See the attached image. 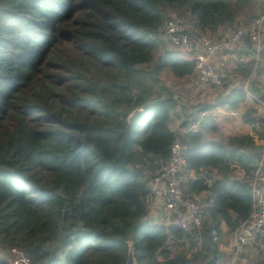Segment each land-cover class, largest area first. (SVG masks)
<instances>
[{"label":"trees","instance_id":"obj_1","mask_svg":"<svg viewBox=\"0 0 264 264\" xmlns=\"http://www.w3.org/2000/svg\"><path fill=\"white\" fill-rule=\"evenodd\" d=\"M172 14L195 39H219L239 16L264 14V0H0V249L15 246L30 264H204L220 225L232 232L248 219L254 137L264 141L258 106L241 115L251 135H178L196 177L179 186L209 200L200 228L147 221L148 182L175 137L169 124L182 117L187 128L195 117L160 78L194 76L193 62L161 39ZM248 92L264 102L252 83ZM244 98L238 87L197 113L236 110Z\"/></svg>","mask_w":264,"mask_h":264},{"label":"built area","instance_id":"obj_2","mask_svg":"<svg viewBox=\"0 0 264 264\" xmlns=\"http://www.w3.org/2000/svg\"><path fill=\"white\" fill-rule=\"evenodd\" d=\"M263 30L264 14L249 20L219 39H210L206 36L195 39L190 35V27L185 19L172 14L162 24L161 39L193 62L195 79L190 87L194 92H198L205 87L220 88L222 86L221 77L215 72L211 62L215 57L223 55L236 58L237 52L244 48V39L248 40L253 56L258 57L261 51ZM246 84L247 82L243 86L244 94L254 105L264 109V102L253 97L245 88ZM205 114V111L200 112V116H205ZM229 115L235 116L237 113L231 111ZM198 123L199 120L189 124L182 132L198 131ZM174 136L169 145L166 164L154 172L149 179V193L145 201L149 203L153 198L158 199L162 208L170 215L171 223L178 230L188 232L192 229L198 230L201 226L200 207L198 201L186 196L178 185L177 176L185 163L181 156L182 147L179 144L178 134L174 133ZM260 145L259 161L248 181L250 187L249 217L231 232L232 261L230 264L236 261L246 245L255 242L260 234H264V141H260ZM4 260L6 264H30L28 257L15 246L7 248Z\"/></svg>","mask_w":264,"mask_h":264},{"label":"crops","instance_id":"obj_3","mask_svg":"<svg viewBox=\"0 0 264 264\" xmlns=\"http://www.w3.org/2000/svg\"><path fill=\"white\" fill-rule=\"evenodd\" d=\"M261 2L263 3V1H261ZM243 20H245V19H243L241 17H239L237 19V22L239 24L238 26L242 25L241 22H243ZM226 34H228V32H224L223 36ZM239 51H241V49ZM240 53L247 55L246 59H248V60H250V58L251 59L254 58L253 54H251L245 48ZM187 60H188V58H187ZM225 61H226L225 56H217L211 62L215 72L217 74H220L221 79L224 80V84H227L224 92L221 93V97H223L224 95H227L232 89L238 88V87L242 86V84L246 83L245 77H243V80L241 83H238V81H236V79H232L233 76H235V77L237 76V74H236L237 69L235 70V67H233L234 69H232V70L228 69L229 66L226 64ZM238 62H240V61H238ZM243 62H244V60H242L241 63H243ZM238 65L240 66V68H243V65H241V64H238ZM224 66H225V68H224ZM226 68H227V70H226ZM259 74H261V73H259ZM237 77L240 78L239 76H237ZM194 79H195V76H192V77H189V79L183 80V81L182 80H176L174 82L166 81V84L169 86L175 87V88H177V87H180L183 89L189 88V92H187L189 94V97H186V95H185L184 97L180 98L182 100V104H183L181 106L189 109L190 114L195 115V117H193L191 123L199 120L198 131H200V133L202 134V136L205 140L224 143L226 141V138H228L230 136H238V135H245V134L251 135L253 133L252 130H253V128H255V125L244 123L241 120V115L244 112V109L242 108V106L244 105V100L242 103H240L238 105L236 110H230V111L237 113V115H235V116H230L229 110H222L221 108H213L212 110L205 111V113H206L205 116H200V112L197 113L198 108L197 107L194 108L195 105H199L202 101L203 102L209 101L210 105H212L213 102L211 103V101H210L211 99L209 100L208 95H206V93L209 92V91H206L208 89L207 87L201 89L198 92H193V88L190 87V84L193 82ZM262 80H263V77L261 74L260 76L255 78V81H253V80L248 81V84L252 83V85H254L255 88L257 90H259V92H263L264 91V85L262 83ZM230 81H231V83H230ZM236 83H238V84H236ZM190 93H193L192 94L193 96ZM186 101H192L191 104L193 106L188 107L189 103L187 104ZM247 106H248L247 108L252 107V105H249V104H247ZM221 114H223V116ZM199 117H202V118L199 119ZM181 118L182 117H174L173 120L169 124L170 131L173 133H177L178 135H180L181 132L185 129L184 127L183 128L179 127V123H180ZM254 143H255V145H260V140H256L254 137ZM236 169L237 168H235L234 170H236ZM234 173L239 176L236 178L241 177V171L239 169L236 170ZM209 176H210V178H208V180H207L208 182H210V179L214 178L213 173L209 174ZM195 178L196 177L192 172L186 171L184 168H182L180 170V172L178 173L177 182L179 185L188 179L194 180ZM191 197L194 198L198 202H199V200H201V198H203L204 203L202 202V204H201L202 208H204L205 206H207L209 204V200H208L207 194L205 192H202L198 195H193ZM146 217H147V221L150 224H154V225L167 226L169 223H171L170 215H168V213L162 208L160 201L156 198L155 199L153 198L152 200L149 201V203H147V216ZM219 229H220V236L218 238V243H217V253L215 255V260L212 264H230L232 261V258H231V248H232L231 232H229L223 224L220 225ZM214 240H216V239H214ZM262 240L264 241V234H260V236L257 238V240L255 242L246 245L244 247V249L242 250V252L239 253V255L236 259V261H237L236 264H247L249 262V260L252 258H253V260L255 259V261H256L258 258V252L259 251L257 253H252V250H254V247H251V245L252 244L258 245V243L261 242ZM185 246H186V244H185ZM262 251H264V247H263Z\"/></svg>","mask_w":264,"mask_h":264},{"label":"rangeland","instance_id":"obj_4","mask_svg":"<svg viewBox=\"0 0 264 264\" xmlns=\"http://www.w3.org/2000/svg\"><path fill=\"white\" fill-rule=\"evenodd\" d=\"M257 8V6L255 7V9ZM239 17H241V18H243V19H245V20H243V22H241V24H244L245 22L247 23V17H243V16H239ZM250 20V19H249ZM185 21L187 22V20L185 19ZM188 23V22H187ZM245 23V24H246ZM242 26V25H241ZM163 41V40H162ZM163 43L166 45L165 47H167L168 49H174L173 47H171V46H169L168 44H166L164 41H163ZM244 49V48H243ZM243 49L241 50V51H238L237 52V55H236V58H230V57H228L227 55H223V56H225L226 57V64L229 66V68L228 69H230V70H232V69H234L233 67H235V70L237 69V76H239L240 78H238L237 76L235 77V76H233V78L232 79H236V81H238V83H241L242 82V80H243V77H245L246 78V82H247V84H246V86H245V88L247 89V91H248V89H249V87H250V84H248V81H255V78L256 77H258V76H260L261 74H262V77H263V80H262V83H263V85H264V57L262 56V55H258V57H254V58H250V60H248V59H246V56L247 55H244L243 53H240V52H242L243 51ZM261 50H264V30H263V32H262V34H261ZM247 51H249V50H247ZM251 53V52H250ZM252 54V53H251ZM156 57V55H154V58ZM242 60H244V62L243 63H241L242 62ZM252 60H254L251 64H249V62L250 61H252ZM238 61H240V62H238ZM236 63V64H235ZM238 64H241V65H243V68H240V66L238 65ZM249 64V65H248ZM225 65V64H224ZM224 68H225V66H224ZM247 68V69H246ZM226 70H227V68H226ZM245 70L247 71L248 70V75H244L245 74ZM239 72V73H238ZM259 73H261V74H259ZM219 76H220V74H218ZM221 77V76H220ZM160 78L162 79V80H166V81H170V82H174V80H172L169 76H166L165 74H160ZM222 80V86L220 87V88H208L206 91H209V92H207L206 93V95H208V99L211 101V103L213 102V105H215L216 103L215 102H217L218 100H220L222 97H221V93L222 92H224V90H225V87L227 86V84H224V80L223 79H221ZM232 81V80H231ZM231 81H230V83H231ZM238 83H236V84H238ZM244 83V82H243ZM241 85V84H240ZM245 85V83L244 84H242V86H240V87H242V89H243V86ZM189 86V85H188ZM172 88V89H171ZM170 88V90H171V93H172V95L174 96V97H176V100L178 101V110H179V108L181 107V105H183L182 104V100L180 99L181 97H184L185 95H186V97H189V94L187 93V92H189V88L188 89H183V88H180V87H177V88H175V87H171ZM194 92V91H193ZM191 95L193 94V93H190ZM193 96V95H192ZM254 97V96H253ZM191 102L192 101H186V103L189 105L188 107H192L193 105L191 104ZM209 104V101L208 102H201L200 104H199V106L201 105V106H204V105H208ZM247 104H249V105H252V107H254V106H256V105H254L253 104V102L250 100V98L248 97V96H246L245 95V98H244V105L242 106V108L243 109H246L248 106H247ZM210 105V104H209ZM185 106V105H184ZM198 105H195V107L194 108H196ZM215 108H219V107H215ZM221 108V107H220ZM222 110H229V109H227V108H225V107H223V108H221ZM178 110H177V112H178ZM230 111V110H229ZM176 112V113H177ZM231 112V111H230ZM222 116H223V114H221ZM236 170H238V169H236ZM236 170H234L233 171V173H232V176L233 177H239L238 175H236L234 172L236 171ZM202 202L204 203V199L203 198H201V200H199V202H198V204H199V207H200V211H201V209H202V206H201V204H202ZM260 245V246H259ZM251 247H254V250H252V253H257L258 251H262V249H263V247H264V241L262 240L261 242H259L258 243V245L256 244V245H251ZM0 254H1V256L4 258L5 257V254H6V251H4L3 249H0ZM255 259L253 260V258L252 259H250L249 260V262L247 263V264H255ZM237 263V261H235L233 264H236Z\"/></svg>","mask_w":264,"mask_h":264},{"label":"water","instance_id":"obj_5","mask_svg":"<svg viewBox=\"0 0 264 264\" xmlns=\"http://www.w3.org/2000/svg\"><path fill=\"white\" fill-rule=\"evenodd\" d=\"M214 260H215V255H212L211 258L208 261H206L204 264H212ZM125 264H133V261L131 260V258H128Z\"/></svg>","mask_w":264,"mask_h":264}]
</instances>
